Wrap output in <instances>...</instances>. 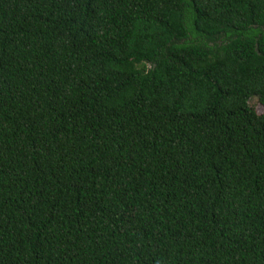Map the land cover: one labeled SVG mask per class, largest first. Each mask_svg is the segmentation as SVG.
<instances>
[{
    "label": "trees",
    "instance_id": "trees-1",
    "mask_svg": "<svg viewBox=\"0 0 264 264\" xmlns=\"http://www.w3.org/2000/svg\"><path fill=\"white\" fill-rule=\"evenodd\" d=\"M264 0H0V264H264Z\"/></svg>",
    "mask_w": 264,
    "mask_h": 264
},
{
    "label": "rangeland",
    "instance_id": "rangeland-1",
    "mask_svg": "<svg viewBox=\"0 0 264 264\" xmlns=\"http://www.w3.org/2000/svg\"><path fill=\"white\" fill-rule=\"evenodd\" d=\"M251 106L256 109L259 114H264V108L259 104L258 99L251 101Z\"/></svg>",
    "mask_w": 264,
    "mask_h": 264
}]
</instances>
